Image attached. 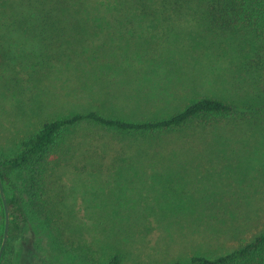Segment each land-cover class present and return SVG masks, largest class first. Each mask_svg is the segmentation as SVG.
Returning a JSON list of instances; mask_svg holds the SVG:
<instances>
[{"label": "rangeland", "instance_id": "1", "mask_svg": "<svg viewBox=\"0 0 264 264\" xmlns=\"http://www.w3.org/2000/svg\"><path fill=\"white\" fill-rule=\"evenodd\" d=\"M139 4L140 0H0V157L14 154L21 140L47 120L96 111L133 121L156 111H182L204 95L225 98L246 113V120L216 133L210 149L216 157L206 163V171L199 166L187 176L189 161L170 159L161 161L157 170L98 177L103 179L88 187L81 183L73 192L84 193L75 200L84 207L95 201L111 204L101 208L115 207L121 221L129 219L126 210L133 212L131 218L148 212L141 202L146 208L183 199L188 204L211 203L207 213L212 216L203 222H213L197 226L191 224L192 210H178L183 206L156 210L151 214L157 222L154 228H135L130 253L131 264L170 263L168 252L185 260L192 251L216 258L234 250L230 241L238 233L244 236L262 225L264 98L249 110L247 97L241 98L236 88L246 92L252 89L250 81L232 78L225 72V59L203 53H208L202 47L211 37L203 20L178 12L173 3L167 4L174 10L171 17L134 11L143 8ZM127 7L132 11H119ZM37 50L36 61L49 64L42 66L39 76L18 57L21 51L30 55ZM46 52L52 57H45ZM172 103L176 107L168 113L164 109ZM30 174L11 175L26 204L32 198L25 183ZM27 211L28 225L18 236L16 255L8 252V264H80L63 257L51 231L34 218L30 207ZM203 215L200 209L194 221L200 222Z\"/></svg>", "mask_w": 264, "mask_h": 264}, {"label": "trees", "instance_id": "2", "mask_svg": "<svg viewBox=\"0 0 264 264\" xmlns=\"http://www.w3.org/2000/svg\"><path fill=\"white\" fill-rule=\"evenodd\" d=\"M170 3L178 12L200 18L209 28V43L202 47L208 53L204 54L212 53L217 59H225L228 62L225 72L232 73V78L243 76L250 81L252 89L248 88L246 92L243 87L236 89L241 98L247 97L245 106L252 110L251 104L260 103L264 98V0H140L138 7L143 8L134 11L142 10L154 17H171L174 10L168 6ZM119 11L129 13L132 9L119 8ZM38 51L30 55L21 51L18 57L22 61L19 63L33 66L39 76L47 62L36 61ZM43 54L52 57L48 52ZM11 75H16V71ZM9 82L12 84L11 79ZM13 86L16 87L15 82ZM224 99L204 95L184 106L182 111H171L176 107L172 103L164 109L169 110L168 113L171 111L168 115L165 111H160L161 114L156 111L133 121L91 111L40 124L21 140L14 154L0 157V177L11 217L9 240L1 264H8V252L16 255L20 243L18 236L23 226L28 225L29 207L34 218L42 220L53 234L60 254L80 264H131V236L136 233L135 228L148 224L153 227L157 222L152 215L156 210L167 209L165 206L192 210L191 224L194 226L213 222H203L212 216L207 213L212 209L208 202L188 204L183 199L176 204L156 202L147 208L141 202L140 207L149 209L148 212L136 213L133 217L144 215L143 218L132 219L133 212L129 209L124 211L125 218L129 219L121 221L115 207L114 210L101 208L111 204L95 201L84 207L76 202L84 193L73 192L81 183L88 187L92 181L103 179L98 177L157 170L161 161L170 159L188 160L187 176L191 171H198L199 166L200 171H206L210 167L206 163H213L216 157L210 150L215 146L216 133L246 120L245 112L238 111V107ZM23 171L31 172L25 181L32 189L28 204L20 195L16 178L11 177ZM200 209L205 210V215L200 222L194 221V215ZM5 219L0 194V248ZM230 242L234 250L216 258H210L205 252L192 251L185 260L172 257V252H168L170 263L163 264H264V216L260 227L244 236L238 233ZM145 256L149 258L148 253Z\"/></svg>", "mask_w": 264, "mask_h": 264}, {"label": "water", "instance_id": "3", "mask_svg": "<svg viewBox=\"0 0 264 264\" xmlns=\"http://www.w3.org/2000/svg\"><path fill=\"white\" fill-rule=\"evenodd\" d=\"M0 194H1V198L3 200V205H4V209H5V230H4V238H3V242L0 248V264H1V259L3 256V253L5 251V247H6V243L8 240V234H9V227H10V213H9V206L7 203V200L5 198V194H4V188H3V184L1 182V177H0Z\"/></svg>", "mask_w": 264, "mask_h": 264}]
</instances>
